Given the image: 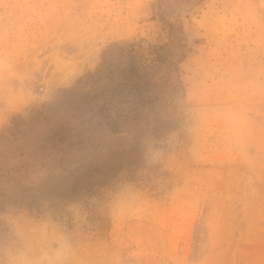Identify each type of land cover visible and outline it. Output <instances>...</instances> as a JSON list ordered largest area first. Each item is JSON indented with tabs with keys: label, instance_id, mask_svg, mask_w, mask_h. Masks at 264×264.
Returning <instances> with one entry per match:
<instances>
[{
	"label": "rangeland",
	"instance_id": "obj_1",
	"mask_svg": "<svg viewBox=\"0 0 264 264\" xmlns=\"http://www.w3.org/2000/svg\"><path fill=\"white\" fill-rule=\"evenodd\" d=\"M197 1L0 0V261L51 222L77 264H264V0Z\"/></svg>",
	"mask_w": 264,
	"mask_h": 264
},
{
	"label": "clouds",
	"instance_id": "obj_2",
	"mask_svg": "<svg viewBox=\"0 0 264 264\" xmlns=\"http://www.w3.org/2000/svg\"><path fill=\"white\" fill-rule=\"evenodd\" d=\"M103 197L106 199H97L102 208L107 203L118 215H123L134 205L138 192L133 185L125 183L105 190ZM33 240L35 243L29 240L20 248H5L7 259L0 261V264H77L72 240L59 225L50 222L40 237ZM53 244L56 246L53 247Z\"/></svg>",
	"mask_w": 264,
	"mask_h": 264
},
{
	"label": "trees",
	"instance_id": "obj_3",
	"mask_svg": "<svg viewBox=\"0 0 264 264\" xmlns=\"http://www.w3.org/2000/svg\"><path fill=\"white\" fill-rule=\"evenodd\" d=\"M187 1L189 2L190 0H187ZM199 1L201 0H198L196 3H198ZM172 34H175V28L173 26H172ZM178 42L180 43V39H178ZM121 55H122V58L126 59V62H127V56H126L127 54L124 50H121ZM130 68H131V63H130ZM120 69H118V71ZM137 72L135 69L132 68V70H130L127 67L122 69V71L120 70L119 73H120L121 82L119 83L118 86L121 87L122 91H123L124 86L129 88L130 91L127 93V96L129 97L132 95L133 99L137 101L136 108L133 109L135 113H132L133 110H130L129 113H132V114L128 116H130L135 122H140V121L142 122V120L144 119V115H145L143 114L144 110L150 104L152 105L153 108H155L156 104L154 103V101L160 100L162 92L155 91V93L152 94L151 91H148V89L150 88L149 86H152L154 88L160 87L159 82L154 81V82L149 83V81H146V78L148 76L140 77L138 76L139 72L138 73ZM176 91H177V88L175 89V87L172 84L167 83V85H165V94H166L165 98L168 99L172 95V92H174L173 94H175ZM139 106L143 108V111L140 112V110H138Z\"/></svg>",
	"mask_w": 264,
	"mask_h": 264
}]
</instances>
